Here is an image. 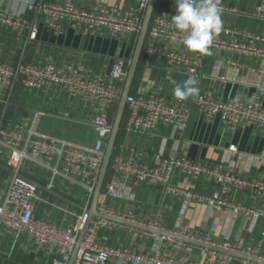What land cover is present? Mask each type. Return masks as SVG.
I'll return each mask as SVG.
<instances>
[{
	"label": "built area",
	"instance_id": "1",
	"mask_svg": "<svg viewBox=\"0 0 264 264\" xmlns=\"http://www.w3.org/2000/svg\"><path fill=\"white\" fill-rule=\"evenodd\" d=\"M148 2L149 0H138L135 6L127 9L116 5L89 9L77 5L74 0H24L21 10H12L0 3V28L34 41L39 29L38 19L45 18L47 27L54 33H61L66 28L90 35L104 33L129 39L133 48ZM220 7L225 11H237L236 8L223 5L221 0ZM243 14L264 21V0ZM171 16L165 9L152 15L144 50L182 66L187 80L192 77L199 79L206 55L191 52L180 43L184 33L175 29ZM211 48L246 53L264 59V33L224 26ZM131 58V54L115 58L106 78L89 76L78 70L66 71L52 58L20 62L15 66L0 59V91L12 81H19L30 89L62 88L70 98L95 106L89 121L95 137L90 144L39 132L37 125L41 113L34 114L27 128L20 124L11 127L0 125V154L5 155L7 162L13 164L12 172L0 192V228L14 239L24 238L31 242L33 253L51 257L52 264L68 263L87 220V210L98 181ZM226 62L235 65L231 60ZM214 76L223 79L218 73H214ZM256 86L257 90L245 98L219 99L209 91H199V95L192 97L187 104L173 97L154 93L150 83L138 85L131 88L127 95L120 130L143 134L159 125H171L184 130L194 110L208 119L218 116L230 130L257 126L264 133V109L259 101L264 88L257 83ZM116 144L109 163L112 175L104 181L101 191V195L105 197L124 198L127 189L142 184L160 187L164 194L204 202L217 210L228 204V194L235 190L264 197V180L241 176L236 172L237 161L233 156L238 154V148L234 143L227 146L226 157L217 161L190 159L173 152L170 155L155 154L151 163L135 161L131 153H124L121 144ZM35 169L42 171L40 174L44 175L42 177L45 182L30 178ZM175 171L180 172V178L186 184H191L196 177H202L211 184V193L202 195L174 185L172 177ZM39 184L56 193L62 190L81 191V209L71 210L57 200H52L41 192ZM38 204L54 208L70 217L71 221L63 224L36 216ZM96 210L100 214L137 221L131 216L117 214L104 204L97 203ZM237 211L247 210L237 207L235 212ZM143 224L157 227L150 222ZM116 225L117 223L101 217L94 218L84 233L73 264H108L113 257L131 264H192L185 257L174 260L158 247L149 256L128 252L122 247H108L97 241L96 232L99 228H112ZM174 232L194 238L186 228ZM220 245L262 257L251 247L240 250L229 242ZM213 254L215 257H207L202 264H259L215 251Z\"/></svg>",
	"mask_w": 264,
	"mask_h": 264
},
{
	"label": "crops",
	"instance_id": "2",
	"mask_svg": "<svg viewBox=\"0 0 264 264\" xmlns=\"http://www.w3.org/2000/svg\"><path fill=\"white\" fill-rule=\"evenodd\" d=\"M74 1L77 5L89 9L110 5L127 9L138 2V0ZM221 1L223 5L237 9L236 12L221 10L223 27H238L264 33V21L243 14L244 11L252 10L253 6L262 0ZM23 2L24 0H0V3L12 10H21ZM174 5L175 1L169 8L159 5L155 7L153 14L165 9L174 15ZM38 23V34L34 41H28L7 29L0 28V59L15 66L20 62L52 58L66 71L78 70L89 76L106 78L115 58L129 54L132 57L134 52L135 46L132 48L129 39L124 37L104 33L90 35L73 28L54 33L47 27L45 18H39ZM144 49L143 46L132 88L150 83L154 93L174 98L172 94L174 87L187 80L182 66L170 63L166 58L148 54ZM227 60H231L235 65L228 64ZM214 73H218L223 79L215 77ZM197 81L199 91H209L219 99L245 98L257 90L256 83L264 88V59L246 53L211 48V55L205 56ZM191 99L192 97H189L183 102L189 104ZM259 101L264 109V94L260 96ZM94 107L93 104L70 98L62 88L30 89L19 81H12L7 88L0 91V125L11 127L20 124L27 128L34 114L41 113L37 125L39 132L71 140L60 133L55 134L53 131L46 133L41 129L49 126L52 120L58 123L61 120H69L90 127L89 121L95 111ZM90 130L91 141L81 142L82 144L94 141L95 136L91 127ZM116 143L123 146L124 153H131L135 161L145 163H151L155 154L170 155L173 152L190 159L217 161L226 157L227 146L234 143L238 148V154L236 157L233 156L237 161L236 172L241 176L264 180L263 131L257 126L230 130L218 116L208 119L192 110L184 130L171 125H159L143 134L125 133L120 130ZM0 163L12 172L13 164L7 162L5 155L0 154ZM0 170L7 172V177L11 173L3 168ZM40 173H42L40 169H35L30 178L45 182L42 177L44 175ZM111 175L112 171L108 168L105 180ZM180 176V172L175 171L172 177V183L180 188H188L202 195L210 194L213 189L202 177H196L191 184H186ZM2 187L3 185L0 192ZM41 192L71 210L81 209L83 200L81 191L54 192L68 201L57 198L46 190ZM98 204L106 205L121 216H131L137 220L135 222H150L156 224L157 228L171 232L186 228L195 239L219 245L229 242L240 250L251 247L255 249L257 255L264 257V197L253 193L232 191L228 194V204L217 210L204 202L188 200L180 195L164 194L160 187L142 184L127 189L125 197L121 199L100 194ZM237 207L247 211L235 212ZM35 214L63 224L71 221L70 217L44 204L36 206ZM96 239L108 247H122L128 252L149 256H152L153 250L158 247L172 259L185 257L192 264H202L207 257H215L213 250L119 223L112 228H99ZM19 253L33 255L34 261L48 258L43 253H33L31 242L24 238L14 239L0 228V256L10 261V257H15ZM108 264L131 263L120 262L113 257Z\"/></svg>",
	"mask_w": 264,
	"mask_h": 264
},
{
	"label": "water",
	"instance_id": "3",
	"mask_svg": "<svg viewBox=\"0 0 264 264\" xmlns=\"http://www.w3.org/2000/svg\"><path fill=\"white\" fill-rule=\"evenodd\" d=\"M158 1H160V0H149V2H148V5L146 8L144 17H143L140 33L137 37L134 52L132 54L131 62H130L129 67H128V72H127V76L125 79L122 94H121V97H120V100L118 102L116 112H115V115L113 118L112 131H111L110 137H109L108 142H107L106 147H105V154H104L100 174L98 177V181H97V184L95 186V190H94V193H93V196L91 199L90 206L87 210L88 217H87L86 222L83 225V230L78 237L77 243L74 247V250H73L67 264H73L74 263L78 249H79L80 244L83 240L84 233L87 231L91 221L96 217H101V218L107 219L109 221H113V222L122 224L124 226L137 228V229L149 232V233L157 234V235L167 237L170 239H174L177 241H181L184 243L198 245L200 247H203V248H206L209 250H213L216 252H221L223 254L231 255V256H234L237 258L245 259V260L256 262L259 264H264V258L263 257L253 256V255H249V254L237 251V250L227 249V248L222 247L219 244H215V243H211V242H204V241H201L199 239H195V238L187 237L185 235L178 234L176 232H171V231L163 230L161 228H157L154 226H149L147 224L131 221V220H128V219L123 218V217L108 215V214H100L96 210V205L98 203L99 196L101 194V190L103 188V184H104L107 172H108L109 163H110V159H111V156L113 153V149H114V146H115V143L117 140V136H118L120 129H121V123H122V119H123L124 112H125L126 98H127V95L129 94L131 88H132L133 81H134L135 76H136L140 57H141V54L143 52V46H144L145 39L147 36L148 27H149L152 15L154 13L156 3ZM162 1L173 2L175 0H162ZM149 7L151 8V10L149 9ZM111 66H112V63L110 65V68H111ZM0 168H3L5 170L11 172V170L9 168H7L6 166H4L1 163H0ZM38 187L41 190H46L47 192L52 193L57 198L68 201L64 197H62V196H60V195H58V194H56L50 190H47L44 186H42L40 184L38 185Z\"/></svg>",
	"mask_w": 264,
	"mask_h": 264
},
{
	"label": "clouds",
	"instance_id": "4",
	"mask_svg": "<svg viewBox=\"0 0 264 264\" xmlns=\"http://www.w3.org/2000/svg\"><path fill=\"white\" fill-rule=\"evenodd\" d=\"M174 7L171 22L184 33L180 43L191 52L211 55L213 41L223 28L220 0H175ZM172 94L179 101L199 95L197 79L192 77L177 84Z\"/></svg>",
	"mask_w": 264,
	"mask_h": 264
},
{
	"label": "rangeland",
	"instance_id": "5",
	"mask_svg": "<svg viewBox=\"0 0 264 264\" xmlns=\"http://www.w3.org/2000/svg\"><path fill=\"white\" fill-rule=\"evenodd\" d=\"M159 5L169 8L173 6V2L160 0L157 3L156 7H158ZM41 130L42 132H46V131L52 132L53 131L55 134L56 132L57 134L60 133V135H63L66 138H69L79 143L90 142L91 136H92L90 127L85 126V125H80V124L74 123L69 120H63V121L61 120V122L59 123L56 122V120H52L49 126L46 125L45 128ZM6 178H7V172L0 170V188L5 182ZM3 261L5 264H20V263L21 264H33L34 262H36L34 261L32 257L24 256L21 253H19L18 255L16 254L15 257H12V258L10 257V261L7 260L6 258L4 259L3 256H0V262H3ZM41 261H43V259L40 258V262Z\"/></svg>",
	"mask_w": 264,
	"mask_h": 264
},
{
	"label": "trees",
	"instance_id": "6",
	"mask_svg": "<svg viewBox=\"0 0 264 264\" xmlns=\"http://www.w3.org/2000/svg\"><path fill=\"white\" fill-rule=\"evenodd\" d=\"M154 12H155V9H154ZM134 81H133V83H134ZM24 256H26V255H24ZM27 257H32L33 258V255H30V256H27ZM33 264H52V258L51 257H48V258H46L45 260H43L41 262L40 261H36Z\"/></svg>",
	"mask_w": 264,
	"mask_h": 264
},
{
	"label": "flooded vegetation",
	"instance_id": "7",
	"mask_svg": "<svg viewBox=\"0 0 264 264\" xmlns=\"http://www.w3.org/2000/svg\"><path fill=\"white\" fill-rule=\"evenodd\" d=\"M157 5V4H156Z\"/></svg>",
	"mask_w": 264,
	"mask_h": 264
}]
</instances>
